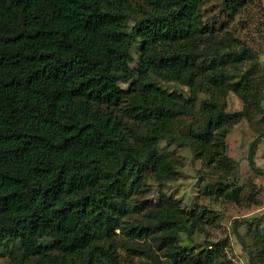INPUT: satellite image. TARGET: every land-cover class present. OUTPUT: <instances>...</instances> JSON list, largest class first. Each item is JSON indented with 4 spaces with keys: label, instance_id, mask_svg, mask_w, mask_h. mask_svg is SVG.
<instances>
[{
    "label": "trees",
    "instance_id": "trees-1",
    "mask_svg": "<svg viewBox=\"0 0 264 264\" xmlns=\"http://www.w3.org/2000/svg\"><path fill=\"white\" fill-rule=\"evenodd\" d=\"M204 3L0 0V245L20 242L21 264H115L120 250L136 255L156 235L175 264H225V241L198 251L178 245L188 229L175 214L178 201L166 198L158 208L141 199L146 175L172 174L160 142H178L207 167L222 168L230 123L249 121L264 101V68L258 80L251 66L239 69L254 61L253 50L201 46L213 33L200 24ZM222 5L233 14L241 2ZM149 75L185 85L189 97L144 83ZM221 87L246 109L226 114L204 100L195 110L198 92ZM158 98L181 106L166 111ZM179 121L185 132L175 131ZM263 137L247 157L262 175L254 155ZM239 224L232 233L249 264H264V227L253 230L261 247L255 260Z\"/></svg>",
    "mask_w": 264,
    "mask_h": 264
},
{
    "label": "rangeland",
    "instance_id": "rangeland-1",
    "mask_svg": "<svg viewBox=\"0 0 264 264\" xmlns=\"http://www.w3.org/2000/svg\"><path fill=\"white\" fill-rule=\"evenodd\" d=\"M135 3V0H132ZM241 5L232 14L223 7V0H206L199 9L202 27L213 28V33L202 38L203 48L218 46L225 51L239 52L248 47L256 53L252 62L240 66V71L251 66L254 80H258L264 68V0H237ZM129 26H132L130 22ZM140 43L132 47L131 54L136 68ZM230 68V64L227 66ZM144 83L154 84L169 93L189 97L188 87L178 82H165L149 75ZM122 88L128 85L120 84ZM215 101L226 114H235L246 109L240 96L225 87L212 91L198 92L195 110L202 101ZM159 104L164 110H175L181 102L166 100ZM250 120L239 117L232 120L225 139L226 156L229 160L224 167H207L204 162L193 158L189 147L178 142L167 144L160 142L159 154L163 155L172 172L169 179L156 174L146 175L142 198L158 208L166 198L178 201L175 214L188 222V229L179 231L178 245L186 249L200 250L205 242H226L225 264H249V256L242 243L232 233L234 221L239 224L237 231L246 249L257 260L261 250L253 237L256 227H264V175L253 170L247 160L249 146L259 135L264 133V101L259 108L251 111ZM185 125L187 119H183ZM175 131L185 132L183 123L174 124ZM254 165L264 172V137L261 139L255 155ZM202 172V173H201ZM220 188L227 191L224 196ZM156 207V208H157ZM118 232V231H117ZM140 252L131 255L120 250L115 264H175L167 255V249L161 248L159 236H153L141 243ZM21 245L18 241L7 240L0 245V264H21ZM180 264V263H179Z\"/></svg>",
    "mask_w": 264,
    "mask_h": 264
}]
</instances>
